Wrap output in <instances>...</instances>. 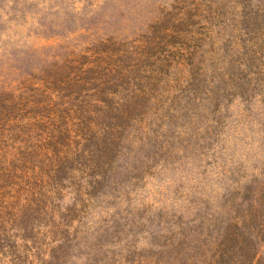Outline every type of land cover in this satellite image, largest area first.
<instances>
[{
  "label": "rangeland",
  "instance_id": "1",
  "mask_svg": "<svg viewBox=\"0 0 264 264\" xmlns=\"http://www.w3.org/2000/svg\"><path fill=\"white\" fill-rule=\"evenodd\" d=\"M262 12L264 0H0V250L16 245L17 264H238L252 247L244 264H264V135L231 84L243 53L263 56ZM144 46L160 81L140 79L149 98L118 121L110 154L54 172L85 125L99 130L96 54ZM45 182L56 206L25 208Z\"/></svg>",
  "mask_w": 264,
  "mask_h": 264
},
{
  "label": "trees",
  "instance_id": "2",
  "mask_svg": "<svg viewBox=\"0 0 264 264\" xmlns=\"http://www.w3.org/2000/svg\"><path fill=\"white\" fill-rule=\"evenodd\" d=\"M261 16L262 19H264V12H262ZM261 23H263V30L258 34L257 41L259 42L255 44H258L257 46H259L260 53L263 54V56L261 58H258L256 56L258 52H255L254 50L249 51L248 54L246 52L243 53L241 61L238 60L236 61V66L233 65L234 72H232L231 75V84L234 89H237V91H239V97L244 103V107L243 109H241V114L246 122V129L248 131H252V128L260 127L261 132L259 133V137L261 135H264V110L260 109L254 111V109L251 108V104L254 101V98L252 99L253 95L257 93V96L259 97L258 102L264 106V20ZM145 49H147V46L135 50V53L134 51H132L131 55H128L126 53L127 50L125 49L118 51L115 54H105L103 56L96 54L98 56H95V59L97 60L98 64H96L95 67L105 69L103 78L106 79V86L103 90L99 91L98 94H93V99L97 106V109L95 111V120L98 121L97 123L99 125V130H110V135L102 137L101 131L99 132V130L95 133L91 132L93 133L91 135L90 125H85V132H80L76 134V136H78V138L80 139V144L75 148H68L64 150L61 154L59 153V156H57L56 159L53 158V163L55 159L54 172L61 170V168H66V166H68L67 163L69 161L74 160V158H76V156L78 155L83 156L87 152L97 153V160L100 158H105L110 154L116 144L115 129L120 127V125L117 124L118 121H126L130 120L131 118H134L133 116L137 115V113L142 108L143 103L147 100V98H149V92H151L152 88L149 87L148 84H143L140 79L146 77L151 78L152 86L156 81H160L159 73L161 72V68L159 66H157L155 69H150L149 71L147 70V68H142L141 66L142 62L149 58V54ZM253 58L255 59V61L261 63L259 72L262 78H255L253 76L254 74L247 75L246 73L248 72L247 66L250 65L249 62H253V60H251ZM193 66L194 65L190 64V69L191 67L193 69ZM89 70H91V68L83 69L82 72L86 73ZM147 73L150 74V77H148ZM124 79L131 80L127 86L125 85ZM136 79L137 81L135 83L134 81ZM82 80L83 78L79 76L78 80L76 81V84H78V86H81L83 82ZM208 91L212 92V89H209ZM95 124L96 122L93 123V125ZM84 128H80V130L83 131ZM90 138H92V140ZM102 138L104 140H102ZM90 141H92L90 143L91 149L86 150L84 146L87 142ZM97 163L98 162L91 163L89 169L97 168ZM60 164L64 165L61 166ZM261 174L262 179L264 180V165L261 169ZM85 175L87 176L89 174L86 173ZM88 183L91 185L92 181H89ZM93 183L95 184L96 181L94 180ZM45 185H48L49 187L48 193L46 191L40 192L38 190H34L35 196H37V198L39 197L38 199L35 198L33 195L29 196L28 194H26L24 198L25 208L32 210V205L37 204V201L43 199H45L44 201L49 204L50 208L56 206L53 204L52 201L54 200L56 193H58V184L55 183L54 186V182H52L51 184H49V182H45ZM259 187L264 190L263 181L259 183ZM28 192L29 190H27V193ZM255 201L257 202L256 208L264 207V192L262 193V196H257ZM48 210L49 208L45 206L43 214H47ZM61 218L62 216L59 215V219ZM7 246L9 248L12 247L10 245ZM2 247L4 246L1 242L0 248ZM251 250L252 247L240 254L238 264H244L245 261H248ZM17 251L18 249L16 245L15 253L11 252V250L9 249V251L6 252L7 255H5V252L0 250V264H17L16 261H19L21 258V255L18 254ZM214 262L216 263L217 259L214 260Z\"/></svg>",
  "mask_w": 264,
  "mask_h": 264
}]
</instances>
